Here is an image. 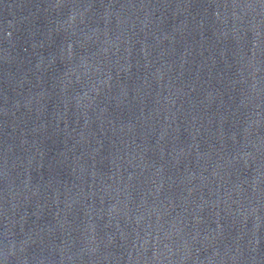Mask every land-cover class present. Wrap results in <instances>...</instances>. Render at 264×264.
Segmentation results:
<instances>
[{
	"label": "water",
	"instance_id": "1",
	"mask_svg": "<svg viewBox=\"0 0 264 264\" xmlns=\"http://www.w3.org/2000/svg\"><path fill=\"white\" fill-rule=\"evenodd\" d=\"M0 264H103L60 186L1 101Z\"/></svg>",
	"mask_w": 264,
	"mask_h": 264
}]
</instances>
